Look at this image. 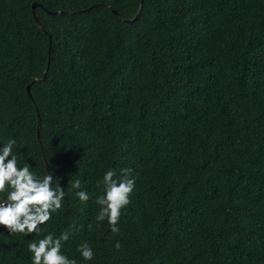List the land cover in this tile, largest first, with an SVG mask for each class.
Instances as JSON below:
<instances>
[{"label": "trees", "instance_id": "16d2710c", "mask_svg": "<svg viewBox=\"0 0 264 264\" xmlns=\"http://www.w3.org/2000/svg\"><path fill=\"white\" fill-rule=\"evenodd\" d=\"M140 1L0 0V147L67 193L39 233L0 226V264L62 231L76 264H264V0ZM110 169L135 181L118 234Z\"/></svg>", "mask_w": 264, "mask_h": 264}, {"label": "clouds", "instance_id": "9594fccd", "mask_svg": "<svg viewBox=\"0 0 264 264\" xmlns=\"http://www.w3.org/2000/svg\"><path fill=\"white\" fill-rule=\"evenodd\" d=\"M15 146L16 140L9 139L0 147V194L6 193V198L0 200V226L10 234L30 235L39 233L41 226L52 219V214L62 209L67 193L53 174L38 176L29 164L20 166L13 152ZM128 173L130 170H123L124 178L117 179L115 170H107L102 179L103 194L96 199L100 206L97 226L107 219L113 234L119 233L121 210L130 203L129 196L135 186V181L127 178ZM81 187L79 179L70 183V190ZM75 196L82 203L89 200L88 193L83 190L75 191ZM91 228L89 225V230ZM69 238V231H62L58 237L52 233L30 242L28 251L32 254V264H76L62 252ZM116 247L119 248V244ZM78 251L84 261L95 257L88 242L80 244Z\"/></svg>", "mask_w": 264, "mask_h": 264}, {"label": "water", "instance_id": "95a60500", "mask_svg": "<svg viewBox=\"0 0 264 264\" xmlns=\"http://www.w3.org/2000/svg\"><path fill=\"white\" fill-rule=\"evenodd\" d=\"M35 4H32V9L34 10V8H35ZM141 7H142V0L140 1V8H139V10H138V12H137V15L140 13V10H141ZM117 17H119V18H121L115 11H112ZM62 13H64V12H58V14H62ZM67 14V13H66ZM137 15L135 16V18L134 19H132L131 21H133V20H135L136 19V17H137ZM33 18L36 20V16H35V14L33 13ZM122 20L123 21H125V22H129L128 20H125V19H123L122 18ZM36 23H37V26L39 27V29H41V30H43L42 29V27H41V25L39 24V22L36 20ZM47 69H48V65L46 66V69H45V71H44V74H43V77L41 78V81H43L44 79H45V75H46V72H47ZM40 80H34L33 81V83H36V82H39ZM26 91H27V95L30 97V92H29V86H27L26 87ZM39 123H40V119H39V117L37 118V129H36V133H37V139H39Z\"/></svg>", "mask_w": 264, "mask_h": 264}]
</instances>
